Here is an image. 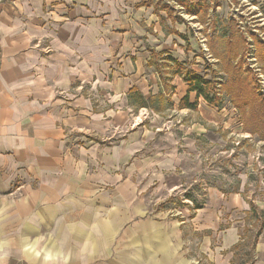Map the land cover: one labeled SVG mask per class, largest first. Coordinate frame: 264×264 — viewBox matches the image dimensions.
<instances>
[{"label": "crops", "instance_id": "1", "mask_svg": "<svg viewBox=\"0 0 264 264\" xmlns=\"http://www.w3.org/2000/svg\"><path fill=\"white\" fill-rule=\"evenodd\" d=\"M172 3L196 22L209 8L1 0L0 264H247L236 246L253 227L244 220L253 204L240 192L218 193L178 222L151 213L133 184L149 159L154 181L176 164L159 148L170 137L162 116L190 113L179 106L186 95L204 102L165 73V57L188 66L194 52ZM186 232L199 237L194 252ZM248 258L264 264V228Z\"/></svg>", "mask_w": 264, "mask_h": 264}, {"label": "rangeland", "instance_id": "2", "mask_svg": "<svg viewBox=\"0 0 264 264\" xmlns=\"http://www.w3.org/2000/svg\"><path fill=\"white\" fill-rule=\"evenodd\" d=\"M171 5L176 7V12L192 29L194 52L189 54L188 67L206 77L215 76L217 81H223L216 59L206 45L207 36L213 30L212 21L217 20L216 27L219 26L223 33L237 32L246 40L244 68L250 65L255 72L253 77L259 84L258 91L264 92V70L260 68L262 62L254 55L252 38L254 35L264 44V0H207L208 12L200 17V22H196L197 16L185 14L182 7ZM176 26L186 31L184 24ZM217 96V107L203 99L204 102L200 103L195 100L188 114H171L168 118L162 116L168 122L170 137L169 143H158L159 148L168 146L169 155L175 158L176 164L172 170L162 171L161 178L154 181V174L145 171L152 165L149 159L144 165V174L133 182L151 213L161 212L175 221L189 222L196 208L210 204L218 193L234 192H240L250 204L264 206V141L243 130L239 114L224 92H219ZM149 148L154 151V145ZM254 207L257 217L244 218L247 226L253 227L249 233L243 227L240 231L245 239H253L258 227L254 226V220L260 222L264 219V210L259 211L257 206ZM220 219V227L230 223L228 216H220ZM189 232H186L187 237L192 241L185 244L184 250L190 253L196 251L200 240L195 232Z\"/></svg>", "mask_w": 264, "mask_h": 264}, {"label": "trees", "instance_id": "3", "mask_svg": "<svg viewBox=\"0 0 264 264\" xmlns=\"http://www.w3.org/2000/svg\"><path fill=\"white\" fill-rule=\"evenodd\" d=\"M217 24V21L212 22L213 30L207 36L206 45L212 51V57L217 60L216 64L223 74V81H217L215 76L206 77V75L188 67L185 63H179L170 57L164 58L168 67L170 66V69L165 73L171 77L179 76L186 83L188 93L192 92L195 94L196 99L201 97L204 101L216 107L219 103L217 94L224 92L231 106L237 110L243 130L251 135H256L260 141H264V92L260 93L258 91L259 84L253 77L255 72L250 68V65L244 68L247 50L246 40L237 32L223 33L219 26L216 27ZM252 38L255 47L254 55L262 62L260 68L264 70V44L254 35H252ZM187 96L181 99L180 107H194L195 103H189ZM136 98L141 105L145 106L147 104L139 96H136ZM256 212L255 207L251 205L250 210L246 212V218H250L252 215L253 218H256ZM255 226L257 225L255 224ZM262 228H264V219L258 222L253 239L249 237L236 246L241 250L249 249V251L244 252L247 264H250L248 258L250 250H253ZM246 230L249 231L250 229Z\"/></svg>", "mask_w": 264, "mask_h": 264}]
</instances>
